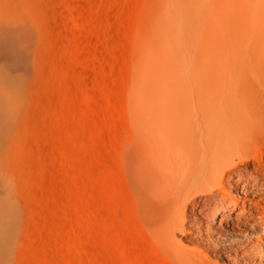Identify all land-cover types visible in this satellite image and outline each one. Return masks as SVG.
Segmentation results:
<instances>
[{"label":"rangeland","instance_id":"374dc122","mask_svg":"<svg viewBox=\"0 0 264 264\" xmlns=\"http://www.w3.org/2000/svg\"><path fill=\"white\" fill-rule=\"evenodd\" d=\"M160 2L0 0V264H174L141 227L128 168Z\"/></svg>","mask_w":264,"mask_h":264},{"label":"bare ground","instance_id":"6f19581e","mask_svg":"<svg viewBox=\"0 0 264 264\" xmlns=\"http://www.w3.org/2000/svg\"><path fill=\"white\" fill-rule=\"evenodd\" d=\"M160 1L127 124L141 227L174 264H264V0Z\"/></svg>","mask_w":264,"mask_h":264}]
</instances>
